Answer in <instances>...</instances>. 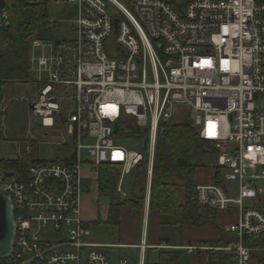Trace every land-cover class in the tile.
I'll return each mask as SVG.
<instances>
[{
	"label": "built area",
	"instance_id": "2783aa9c",
	"mask_svg": "<svg viewBox=\"0 0 264 264\" xmlns=\"http://www.w3.org/2000/svg\"><path fill=\"white\" fill-rule=\"evenodd\" d=\"M67 1L75 4V37L33 43L40 52L30 55L38 88L30 106L39 125L71 138L73 155L31 162L15 174L0 165V191L17 223L13 250L0 264H131L111 262L89 240L84 167L117 163L122 181L148 159L151 177L163 122L176 106L190 111L221 169V181L196 185L192 200L242 212L227 228L236 238L227 246L186 248L224 250L248 264L254 250L264 251L247 244L264 233V209L244 204L264 196V0ZM2 17L0 25H8L6 10ZM127 115L129 126L149 132L147 156L116 140Z\"/></svg>",
	"mask_w": 264,
	"mask_h": 264
},
{
	"label": "trees",
	"instance_id": "16d2710c",
	"mask_svg": "<svg viewBox=\"0 0 264 264\" xmlns=\"http://www.w3.org/2000/svg\"><path fill=\"white\" fill-rule=\"evenodd\" d=\"M4 9L8 15V25H0V137L3 111V87L8 83L28 82L30 78L31 43L37 39L60 41L55 34L57 22L50 20L49 9L53 0H4ZM0 21H3L0 13ZM139 132L136 126H131ZM208 142L200 139L198 129L191 121L169 122L165 133L160 134L157 141L153 177L151 182V209H158L161 217H167L169 223L202 226L208 223L217 225L212 210L200 208L192 200L193 186L191 175L193 167L187 161V155L206 151ZM40 157L30 155L19 159L0 157L1 167L10 173L23 172L31 162L41 161ZM147 165L145 159L136 168L142 169L136 174L133 196L125 201L115 200L110 207V222H119V211L125 202L143 204L147 185ZM99 190L101 194L115 195L121 177L122 166L117 163H102L99 166ZM183 182L186 188L184 203L178 200V190ZM135 193V194H134ZM221 239L213 244L227 246L236 238L226 235L223 227L218 225ZM253 247L264 246V233L247 241ZM260 255V254H259ZM234 256L224 250L210 252L209 264H230ZM175 253L162 252L156 263L146 261L145 264H171ZM263 260V259H261Z\"/></svg>",
	"mask_w": 264,
	"mask_h": 264
},
{
	"label": "crops",
	"instance_id": "0c3cea01",
	"mask_svg": "<svg viewBox=\"0 0 264 264\" xmlns=\"http://www.w3.org/2000/svg\"><path fill=\"white\" fill-rule=\"evenodd\" d=\"M5 86L3 87V108L5 102ZM206 151L214 152L211 150ZM84 168L88 169H85L88 174L84 172L86 177V190L81 198L82 218L89 223V240L92 243L100 245L99 250L113 263H116L121 258H128L131 264L132 261H134V264H145L146 261L156 263L159 260L160 253L172 252L175 253V259L171 264H209V255L211 251L197 250L190 252L186 247L197 242L224 247L213 244L219 241L222 236L218 225L223 227L226 235H230L232 233L227 231L229 225L241 219L242 212L240 208L235 205L228 211H217L210 208L216 218L217 225L208 223L202 226H191L169 223L167 217H161L158 209H151L150 207L153 173L150 177L149 165H147L148 182L145 190L143 191V188L141 191H139L138 188L136 189V193L139 195L144 194L143 204L125 202L119 211V222L112 223L109 221L111 203L115 200L125 201L133 196V188L129 189L125 187L126 176L128 174L121 181V173L117 185V193L115 195H108L101 194L99 190L100 169L97 170L96 177H92L89 174L90 171L94 169L90 166H85ZM92 180H95L94 191L91 190ZM220 181L221 169L218 166V159L217 163H213L212 166L198 168L197 170L193 169L192 171L191 183L193 188L199 184L219 183ZM134 182L131 184L130 188L134 187ZM236 186L235 184L233 187ZM185 198L186 188L181 181L178 190V200L180 203H184ZM246 200L251 201L249 204L244 203L246 207L264 209V196L261 199ZM197 206L200 208L204 207ZM129 250H132L133 253L131 257L125 256ZM230 264H238V262L233 258ZM248 264H264V251L254 250L251 253V259Z\"/></svg>",
	"mask_w": 264,
	"mask_h": 264
},
{
	"label": "rangeland",
	"instance_id": "374dc122",
	"mask_svg": "<svg viewBox=\"0 0 264 264\" xmlns=\"http://www.w3.org/2000/svg\"><path fill=\"white\" fill-rule=\"evenodd\" d=\"M3 10L5 11V9ZM49 14L51 17L50 20L57 22V27L54 32L60 41H47L42 39L35 41L54 43L72 41L75 37V4L69 3L67 0H53L50 5ZM35 41L31 43V56L34 52L36 54L40 52V50L32 46ZM36 76L37 72L34 71L32 65L30 69V82H14L8 83L5 86V102L3 108L5 113L2 118L0 137V157L2 158L19 159L36 155L43 160H62L64 158H70L73 155V147L67 142L71 138L66 134L64 135L61 128H46L35 121L30 105L37 99L38 88L36 83L32 81L36 79ZM71 91L74 92V88ZM69 106L73 108L74 104L71 103ZM190 118V111L186 107H175L172 122L190 121ZM133 120L132 115H127L123 118L121 131L116 136V140L128 149L139 150L147 156L148 148L145 146V140L149 138V132H146L144 127L140 132H135L131 128V125L129 126ZM206 150H209V148ZM187 161L192 165L193 169L197 170L198 168L212 166L213 163H217V154L210 151L197 154L190 153L187 155ZM85 169L84 172L88 174ZM138 171L141 172L142 169L135 168L126 176L125 187L129 189L133 188H130V186L136 180ZM89 175L96 177L97 169L90 171ZM94 183L95 180H92L91 190L93 191L95 189ZM231 186H235V184ZM245 203L249 204L251 201L246 200ZM131 254H133L132 250H129L125 256L131 257ZM132 264H134V261H132Z\"/></svg>",
	"mask_w": 264,
	"mask_h": 264
},
{
	"label": "water",
	"instance_id": "95a60500",
	"mask_svg": "<svg viewBox=\"0 0 264 264\" xmlns=\"http://www.w3.org/2000/svg\"><path fill=\"white\" fill-rule=\"evenodd\" d=\"M5 7V1L0 0V13ZM118 20H115L117 31ZM167 123L163 122L161 133H165ZM119 130V124L115 125V132ZM139 130V128H138ZM17 232V223L15 219L12 200L6 194L0 191V259L9 256L13 250Z\"/></svg>",
	"mask_w": 264,
	"mask_h": 264
},
{
	"label": "bare ground",
	"instance_id": "6f19581e",
	"mask_svg": "<svg viewBox=\"0 0 264 264\" xmlns=\"http://www.w3.org/2000/svg\"><path fill=\"white\" fill-rule=\"evenodd\" d=\"M46 122H50V120H49V119H47V120H46Z\"/></svg>",
	"mask_w": 264,
	"mask_h": 264
}]
</instances>
